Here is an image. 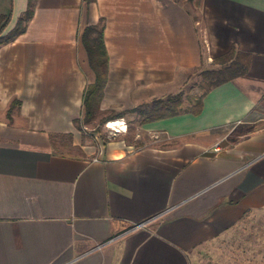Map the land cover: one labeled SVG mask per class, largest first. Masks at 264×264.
Segmentation results:
<instances>
[{"label": "crops", "instance_id": "crops-1", "mask_svg": "<svg viewBox=\"0 0 264 264\" xmlns=\"http://www.w3.org/2000/svg\"><path fill=\"white\" fill-rule=\"evenodd\" d=\"M27 7L0 0L3 35ZM89 25H102L108 53L101 110L178 92L232 47L250 67L200 114L142 124L149 145L91 142L75 123L95 79ZM261 215L264 0L35 1L0 46V264H196L197 249Z\"/></svg>", "mask_w": 264, "mask_h": 264}, {"label": "trees", "instance_id": "trees-1", "mask_svg": "<svg viewBox=\"0 0 264 264\" xmlns=\"http://www.w3.org/2000/svg\"><path fill=\"white\" fill-rule=\"evenodd\" d=\"M35 1L28 0L27 10L18 19L15 27L4 35L2 33L9 22L10 16H0V46L15 40L25 31L27 23L32 17ZM86 1L91 2L92 0ZM80 39L95 79L94 82L86 86L82 117L75 121L78 130H81L83 125H90L95 122L104 123L124 117L128 112H136L138 114L140 125L174 117L184 112H191L195 115L200 114L203 109L204 97L216 87L245 75L251 62L248 53L240 52L235 47H232L228 53L214 58L212 61L213 67L203 69L200 73V80L190 87L188 91L181 89L163 97L153 98L149 103L142 106L115 112L109 116L104 115L101 110L109 67L102 25L87 26L82 32ZM100 114L103 115L100 116ZM55 138L52 140L54 144L63 142L62 145H64L72 137L69 134H63ZM123 140L128 144L135 143L138 145L137 142H132L128 135L123 137ZM102 141L104 144L107 142L105 139H102Z\"/></svg>", "mask_w": 264, "mask_h": 264}, {"label": "rangeland", "instance_id": "rangeland-1", "mask_svg": "<svg viewBox=\"0 0 264 264\" xmlns=\"http://www.w3.org/2000/svg\"><path fill=\"white\" fill-rule=\"evenodd\" d=\"M202 69H198L196 72H191V76L183 88L184 91H188L196 82L200 80V73ZM151 99H147L148 102H140L137 107L149 103ZM121 110V109H120ZM104 115H112L120 111L115 110H102ZM103 114H100V116ZM136 112H128L124 117L115 119L123 120L127 125V131L125 133L118 134L112 137L111 130L108 129L106 121L104 123L95 122L90 125H83L79 130L82 138L85 140H116L122 139L125 136H129L132 142L138 139L142 140L145 145L151 144L152 137L147 136L145 132H142L140 121ZM110 120V121H115ZM116 126H113V128ZM151 138V139H150ZM61 141V140H58ZM69 142V141H68ZM63 142H61L62 145ZM261 252V254H258ZM196 264H264V215L255 216L248 222L244 221L236 229L234 233L223 239L216 241L210 245L202 246L197 249L194 255H192Z\"/></svg>", "mask_w": 264, "mask_h": 264}, {"label": "built area", "instance_id": "built-area-1", "mask_svg": "<svg viewBox=\"0 0 264 264\" xmlns=\"http://www.w3.org/2000/svg\"><path fill=\"white\" fill-rule=\"evenodd\" d=\"M116 122H119V125L113 128L114 123H116ZM107 125H108L107 126L108 129L111 130L112 137H114L118 134H121V133H125L127 131V125H126L125 121H123V120L109 121V122H107ZM221 148H222L221 142H218L214 145L212 150L216 153V152H219L221 150ZM144 224L145 223L137 224L135 226V229L144 226Z\"/></svg>", "mask_w": 264, "mask_h": 264}, {"label": "bare ground", "instance_id": "bare-ground-1", "mask_svg": "<svg viewBox=\"0 0 264 264\" xmlns=\"http://www.w3.org/2000/svg\"><path fill=\"white\" fill-rule=\"evenodd\" d=\"M118 125H119V122L114 123V126H118Z\"/></svg>", "mask_w": 264, "mask_h": 264}]
</instances>
